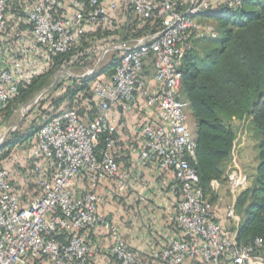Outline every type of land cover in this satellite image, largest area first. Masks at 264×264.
Segmentation results:
<instances>
[{
	"label": "built area",
	"instance_id": "1",
	"mask_svg": "<svg viewBox=\"0 0 264 264\" xmlns=\"http://www.w3.org/2000/svg\"><path fill=\"white\" fill-rule=\"evenodd\" d=\"M243 1L0 0V111L17 96L24 79L76 46L85 29L111 27L119 5L128 6L136 18L159 22L158 31L109 50V59L113 53L118 59L109 76H99L106 80L93 85L94 120L81 121L67 110L36 132L31 158L41 164L37 167L41 195L22 207L11 192L8 171L0 164V264H29L36 259L46 264H88L92 250L87 232L98 228L108 234V254L117 264H140L117 221L98 213L102 185L111 184L115 195L129 188L130 173L121 170L114 156L125 133L135 146L137 166L149 167L155 178H164L172 196L168 240L153 254L159 264H264L263 239L251 245L236 242L239 218L234 204L248 186V176L235 158L225 183L209 184L214 195L225 185L231 198L225 219L234 229L224 225L199 185L192 167L195 141L187 125L188 104L180 89V68L190 39L217 37L214 26L200 16L213 10L212 2L236 11ZM99 139L104 142L101 150L96 147ZM80 174L85 191L75 181ZM73 232L83 233L59 239Z\"/></svg>",
	"mask_w": 264,
	"mask_h": 264
},
{
	"label": "trees",
	"instance_id": "2",
	"mask_svg": "<svg viewBox=\"0 0 264 264\" xmlns=\"http://www.w3.org/2000/svg\"><path fill=\"white\" fill-rule=\"evenodd\" d=\"M215 5L218 10L205 12L200 20L206 16L213 21L217 37L190 39V49L182 58L180 89L195 127L192 167L207 197L211 193L209 184L212 180L225 183L224 165L231 158L236 140L230 123L247 118L260 137L258 164L251 184L237 195L234 204L239 218L236 242L251 245L256 239L264 240V0H244L236 11L220 8V3ZM112 17L114 24L111 27L85 29L76 46L24 79L17 96L0 111V126L10 120L17 105L26 103L42 90L56 71L89 65L90 52L81 48L85 39L93 41L105 34L106 39H114L113 42L129 43L159 30L157 20L136 18L126 5H119ZM197 41H204L205 45L194 46ZM116 62L117 59L110 63L111 69ZM110 74L111 70L108 76ZM100 75L57 84L55 95L47 102L49 110L37 112L36 117L21 131L11 134L8 142L0 147V164L8 171L11 192L20 198L22 207L27 206L31 198L41 195L38 187L41 172L37 169L41 164L31 158L36 132L48 119L67 110L74 111L81 121L94 120L97 100L92 92L93 85L107 78H100ZM103 146V139H99L97 150ZM75 181L82 186L81 191L87 189L82 174ZM81 233H66L59 239L66 241ZM29 264L46 263L36 259Z\"/></svg>",
	"mask_w": 264,
	"mask_h": 264
},
{
	"label": "crops",
	"instance_id": "3",
	"mask_svg": "<svg viewBox=\"0 0 264 264\" xmlns=\"http://www.w3.org/2000/svg\"><path fill=\"white\" fill-rule=\"evenodd\" d=\"M217 3L212 2L213 10ZM131 117H128L129 121L133 120ZM121 136L123 143L116 153V160L122 171L130 173L129 190L115 198L111 184L102 185L98 190V213L108 221H117L122 238L138 255L140 264H159L153 254H157L168 240L167 215L172 202L168 182L164 178H155L149 167L137 166L133 142L126 133ZM222 190L219 198H222ZM217 212L226 227H235L225 219V209ZM87 236L92 250L88 264H117L108 254L110 242L104 230L89 231Z\"/></svg>",
	"mask_w": 264,
	"mask_h": 264
},
{
	"label": "rangeland",
	"instance_id": "4",
	"mask_svg": "<svg viewBox=\"0 0 264 264\" xmlns=\"http://www.w3.org/2000/svg\"><path fill=\"white\" fill-rule=\"evenodd\" d=\"M202 20L204 23L209 22L213 25V21L209 20L206 16L202 18ZM106 37L107 36L105 34H102L101 37H97L93 41H87V38L83 42H81V48H85L90 52L89 65L81 68L78 67L56 71L47 80V85L42 90L36 92L26 103L17 105L10 120L4 125L0 126V147L6 141L8 142L11 134L21 131L22 127L27 125L30 120L36 117L38 115L37 112H41L47 109L49 110L47 102H49L52 96L55 95L54 93L57 84L61 82H67L70 79L82 77L91 70H94V74L98 75L110 73V63H113L114 60L116 61V59H118V56L116 55V53H113L114 56L109 59V50L125 43V41L113 42L112 40L114 39H106ZM205 40L207 41L208 39ZM195 44L205 45L204 41H197V43H194V46ZM187 116V125L193 136V134L195 133L194 123L190 117L189 112H187ZM230 125L236 134V140L234 142L235 149L232 151L231 158L224 165L225 174H227L228 170L233 165L232 161L235 158L238 167L244 174L248 176L249 186L251 184L255 168L258 164V145L260 137L247 118H243L241 121H232ZM223 189L224 190H222V198L220 199L218 196L219 194L214 195L210 193V196L208 195L209 201L216 210H226L231 203V198L226 193L225 187H223ZM228 228L232 229L231 226H228Z\"/></svg>",
	"mask_w": 264,
	"mask_h": 264
}]
</instances>
